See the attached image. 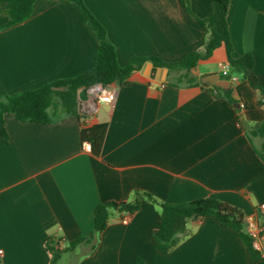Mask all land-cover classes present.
Returning <instances> with one entry per match:
<instances>
[{"label": "crops", "instance_id": "obj_1", "mask_svg": "<svg viewBox=\"0 0 264 264\" xmlns=\"http://www.w3.org/2000/svg\"><path fill=\"white\" fill-rule=\"evenodd\" d=\"M188 1L195 16L210 17L213 0ZM84 2L106 27L120 65L132 56L176 61L204 49L206 28L180 0ZM7 11L0 1V24ZM227 19L233 55L252 54L255 73L264 74V0H230ZM97 51L76 3L37 0L29 18L0 30V97L86 72ZM221 63H228L224 46L198 62L195 76L204 82L218 73L228 80ZM144 64L112 85V103L88 96L78 102V115L51 123L6 115L7 141L0 126V264H49L50 238L65 249L92 231L98 204L132 200L135 190L173 204L215 197L244 217L264 219V160L254 148L261 139L248 136L264 120L262 92L239 77L229 81L230 103L201 84L170 81L169 70L165 80L153 78ZM98 124L107 129L96 154L81 130ZM160 224L158 206L144 199L135 214L110 220L92 253L80 244L57 264H253L236 232L213 217L191 221V233L169 253L151 235Z\"/></svg>", "mask_w": 264, "mask_h": 264}, {"label": "trees", "instance_id": "obj_2", "mask_svg": "<svg viewBox=\"0 0 264 264\" xmlns=\"http://www.w3.org/2000/svg\"><path fill=\"white\" fill-rule=\"evenodd\" d=\"M8 5V16L5 23L0 24V30L29 18L37 0H0ZM76 3L85 13L88 25L98 40L96 62L92 69L81 74L60 78L46 83L38 88L6 94L0 97V126H4L7 114H13L22 122L51 123L62 120L71 115H78V93L82 88H89L95 84L119 85L131 73L140 68L146 61L155 66L169 70V80L182 85H203L215 97H224L234 103L231 87L225 88L209 85L199 81L195 76L199 61L212 56L214 51L224 46L227 51V60L231 66V74L245 79L249 84L262 92L264 98V74L255 73V58L252 54L240 57L233 55V44L228 25V9L230 0H213V9L210 17L201 19L191 12L188 0H180L192 16L205 26L206 39L203 50L188 52L176 61H167L160 57L132 56L125 65L118 61L117 49L108 36L103 23L88 8L84 0H69ZM229 79V77H225ZM107 126L98 124L84 127L81 130L83 142H89L92 151L98 154L102 148ZM2 136L8 140L6 129L2 128ZM250 139H261L254 148L264 160V120L253 124L248 131ZM154 202L161 214L159 228L152 230L151 235L157 248L163 253L171 252L190 233L189 224L193 220L203 217H213L224 227L233 229L246 246L253 264H264L261 253L252 246V240L245 230V217L236 207L227 204L215 197H205L188 202L173 204L161 201L151 194L135 190L129 201H106L98 204L94 210V227L88 235H81L69 242L65 249L59 246L58 240L50 238L46 248L50 252L49 264H57L66 251L75 249L80 244L90 246L88 253H92L98 245L102 232L115 215L135 214L141 206L142 200Z\"/></svg>", "mask_w": 264, "mask_h": 264}, {"label": "built area", "instance_id": "obj_3", "mask_svg": "<svg viewBox=\"0 0 264 264\" xmlns=\"http://www.w3.org/2000/svg\"><path fill=\"white\" fill-rule=\"evenodd\" d=\"M221 74L224 77H229L230 82H235L239 77L235 74H231V66L229 63H221ZM88 96L95 102L112 103L116 99V90L112 85H103L101 83L95 84L86 89ZM86 147L90 149V144H86ZM260 208L264 210V202L260 205ZM128 216L123 218V222L128 221ZM245 230L248 236L252 240V246L255 250L259 251L264 258V219L259 214H249L245 217ZM2 254V250H0Z\"/></svg>", "mask_w": 264, "mask_h": 264}, {"label": "water", "instance_id": "obj_4", "mask_svg": "<svg viewBox=\"0 0 264 264\" xmlns=\"http://www.w3.org/2000/svg\"><path fill=\"white\" fill-rule=\"evenodd\" d=\"M8 15V11L5 12ZM150 66V72L149 75L153 78L156 77V75L158 76V78L165 80L168 69L167 68H159L157 66H152L150 63L146 62L144 64V68ZM203 81L205 83H209L212 85H217V86H222L225 88H228L230 86V82L229 80L226 79H222L220 74L215 73V74H210L206 77H204ZM88 98V93L87 90L85 88L80 89L79 93H78V102H81L83 100H86Z\"/></svg>", "mask_w": 264, "mask_h": 264}]
</instances>
